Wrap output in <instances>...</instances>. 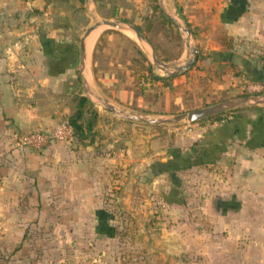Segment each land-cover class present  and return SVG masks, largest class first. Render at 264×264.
I'll use <instances>...</instances> for the list:
<instances>
[{"label":"crops","instance_id":"0c3cea01","mask_svg":"<svg viewBox=\"0 0 264 264\" xmlns=\"http://www.w3.org/2000/svg\"><path fill=\"white\" fill-rule=\"evenodd\" d=\"M95 1L0 0V264H35L29 243L49 239L34 237L31 230L47 226L59 231L53 241L77 243L76 264H118L110 251L117 221L109 210L116 204L107 196L118 194L120 209L128 210L143 186L136 182L164 177L171 164L176 193H183L185 177L207 178L202 191L190 187L186 205L178 196L176 222L185 231L152 235L149 227L157 223L133 217L129 225L142 227L134 238L144 246L122 257L125 264H185L186 254L203 264H264V111L244 110L171 129L139 126L136 132L134 123L120 121L127 136L103 122L100 131L108 139L92 145L18 147L20 135L49 129L71 114V99L79 95L75 41L88 27ZM168 16L190 31L198 51L195 63L174 76L152 70L161 78L149 84L158 96L152 101L118 73L126 71L123 64L108 59L102 72L92 55V75L101 72L113 105L172 116L264 94V0H176ZM96 38L95 32L87 42V81L88 51ZM181 39L170 59L179 65L188 59ZM251 87L254 93L246 90ZM198 226H204L203 233ZM68 246H62L55 264H74Z\"/></svg>","mask_w":264,"mask_h":264},{"label":"rangeland","instance_id":"374dc122","mask_svg":"<svg viewBox=\"0 0 264 264\" xmlns=\"http://www.w3.org/2000/svg\"><path fill=\"white\" fill-rule=\"evenodd\" d=\"M162 1V0H161ZM166 2L165 11L168 13L169 10L176 9V0H164ZM156 7L159 8L157 0H98L95 1V9L92 13V16L87 18L88 26L96 21L101 20H109L112 22H120L131 26H139L142 31V35L149 41L152 45L154 51L156 52L155 56L162 62L169 63L172 69L180 66L179 63L175 61H171L170 59L175 58L178 53V41L181 42V36L185 39V34L179 30L176 24H167L166 22L161 21V17ZM161 10V9H160ZM182 27H186V25L180 22ZM97 33V38L95 43L88 51L89 54V62L88 69H90V76L88 80V85L91 91L97 96L107 100L111 103L112 95L111 90L106 89L104 86L107 82L100 80L101 72L96 71L95 77L92 75V68L89 66L92 55H94V59L101 66L100 71H104L106 66L103 63L108 62V59L115 62L117 61L120 64H123L126 67V71L121 73L118 71L120 75L123 77H127L129 81L128 84L132 87V89L145 96L146 98H150L152 101H156L158 96L156 92H150L149 89V79L145 69L147 66L145 65L144 59L142 56L138 54L139 48L143 51L144 48L137 42L133 33L123 30H116L109 28L107 26H101L97 28L93 33ZM84 32H81L76 37V47H77V62H79V42ZM92 33V34H93ZM132 34V35H130ZM191 47L195 49L193 43L191 42ZM96 53V54H95ZM145 55L147 56V61L151 63L149 55L145 51ZM102 60V61H101ZM100 61V62H99ZM104 61V62H103ZM102 62V64H101ZM93 63V61H92ZM79 63H77L76 69L78 68ZM152 70L156 75H164L161 71H158L155 67L152 66ZM78 73V70H77ZM78 76V74H77ZM78 83V94L84 95L83 87L80 83L79 77H77ZM248 93H254L252 91ZM248 95H240L231 99H226L224 101H229L233 99H237L239 97H244ZM254 96V95H253ZM92 101L96 102V100L92 99ZM221 101V102H224ZM220 103V102H219ZM90 104L102 115L101 123L104 122L111 130L116 133L123 134L125 131L123 128H120V121L116 117L111 114L103 111L101 108L94 106L91 102ZM112 104V103H111ZM217 104V103H216ZM120 110L130 111L128 109H124L123 107H119L118 105H114ZM157 108V107H156ZM159 110H162L161 106H158ZM249 109V108H242ZM130 112H139L142 114H146L149 116H158L155 113L149 112L148 110H140V111H130ZM88 115V114H86ZM87 117V116H86ZM134 123L133 131L136 132L139 126H145L152 129H162V128H174L176 125H149L143 123ZM136 123V124H135ZM138 125V126H136ZM32 131V130H31ZM132 133V131H131ZM128 134V133H127ZM96 139L107 140L101 131L96 135ZM175 167V166H174ZM167 168V175L164 177H156L146 176L143 180H138L136 183L143 184V186H139L141 190L138 191V194L130 203L131 208L128 210L120 209L119 203V195L114 194L107 198L114 201L116 204V208H111L109 212L111 216L117 221L116 222V240L111 243V255L114 257H119L118 264H125V260L122 257L130 255V251H137L144 245L135 240L134 235L142 234L143 230L141 226H130L129 221L133 217H141L143 219H148L158 225L154 227L153 225L149 227L150 233L152 235L160 234L161 230H166L167 232H184L185 230H181L179 223L176 222V201L178 200V196L180 199H183L184 204L186 205L188 202V197L192 190L190 187H197L199 191H202L201 188L206 184L207 178L204 175H197V178H193V180H189V178H183V193H176V167ZM155 172H152L154 174ZM156 181V182H154ZM177 181H179L177 179ZM154 182V183H153ZM138 187V186H137ZM146 187V188H145ZM179 194V195H178ZM200 196H202V192H200ZM186 199V200H185ZM188 213V211H187ZM186 213V214H187ZM182 216V215H181ZM184 216L185 212H184ZM188 218V216H186ZM199 232L204 231V226H198ZM28 229V228H27ZM46 231H41V229H37L32 231L33 236L34 233L38 236L48 235L47 242L42 241H34L30 242V248H32L33 257L35 258V264H44L45 262H49V264H55L56 257L61 253L62 246H68V251L72 253L74 258V264H76V253L78 252V245L76 242H68L61 243L58 241H53L51 237H58L59 231L57 232V228L54 226H47ZM56 230V231H55ZM57 232V233H56ZM29 234V230L26 231ZM30 233V234H32ZM57 235V236H55ZM32 236V235H30ZM133 236V237H131ZM134 238V239H133ZM31 239V238H30ZM35 239V238H34ZM43 239V237H42ZM39 247V248H38ZM38 248V249H37ZM45 250L46 253H40L41 250ZM80 250V249H79ZM40 251V252H39ZM50 258L51 261H46ZM45 258V259H44ZM49 260V259H48ZM181 260L185 264H203L200 263L199 259H195L194 257H189L188 254L181 257ZM51 262V263H50Z\"/></svg>","mask_w":264,"mask_h":264},{"label":"water","instance_id":"95a60500","mask_svg":"<svg viewBox=\"0 0 264 264\" xmlns=\"http://www.w3.org/2000/svg\"><path fill=\"white\" fill-rule=\"evenodd\" d=\"M157 1L161 11L166 16H168V13L165 11L162 1L161 0H157ZM171 19L177 25L179 30L185 34L184 44L188 53V59L182 65L176 67L175 69H172L169 63L162 62L156 58L152 45L134 26L120 22H112L109 20L96 21L92 23L90 26H88L85 29L82 37L80 38L79 55H78L79 56L78 77L84 90V95H85L84 97L94 106L101 108L103 111L111 114L112 116L116 117L121 121L136 122V123H143V124L156 125V126L178 125L181 123H196L211 118L213 116L223 113H229L241 108L264 107V94H261L254 96L239 97L237 99L220 102L208 107L196 109L179 115L149 116L139 112L120 110L119 108L108 102L107 100L97 96L91 91L85 75V63L87 59V40L90 37V35L93 33V31H95L97 28L101 26H107L112 29L123 30L133 33L137 42L144 48V50L149 55L152 66L167 76L177 75L181 72L186 71L189 67H191L197 59L198 51L192 48L190 45L191 44L190 31L187 28L182 27L180 25V22H182L180 19L176 17ZM92 99L96 100V102L92 101Z\"/></svg>","mask_w":264,"mask_h":264},{"label":"trees","instance_id":"16d2710c","mask_svg":"<svg viewBox=\"0 0 264 264\" xmlns=\"http://www.w3.org/2000/svg\"><path fill=\"white\" fill-rule=\"evenodd\" d=\"M156 9L159 12L162 22H166L167 24H175L174 21L168 16H166L160 9H158V7H156ZM135 27L140 31V33H142L141 28L139 26H135ZM137 50H138V54L143 57L145 65L147 66V68L145 69V72L147 73L149 77V79H147V81H149V84L153 80L154 81L160 80L161 78L153 74L152 66L147 61V58L145 57L143 52L140 49H137ZM71 102H72L71 114L66 119L72 128L73 135L75 137V142L82 146L92 145L94 141L96 140V137H97L96 135L101 130L100 128L102 124L101 117L98 111L90 104V102L84 96H81L80 94L76 95L71 99ZM244 110L263 112L264 107L263 108L237 109L229 113H223V114L213 116L211 118H208L206 121L208 122L220 121V120L226 119L232 114L242 112ZM127 124H130V123L127 122ZM123 136H127V135L123 134ZM117 148L121 149L123 147L119 145ZM173 167H174V164H171V165H168L167 168L173 169Z\"/></svg>","mask_w":264,"mask_h":264},{"label":"built area","instance_id":"2783aa9c","mask_svg":"<svg viewBox=\"0 0 264 264\" xmlns=\"http://www.w3.org/2000/svg\"><path fill=\"white\" fill-rule=\"evenodd\" d=\"M245 90V89H243ZM249 91L256 90L246 89ZM75 141L73 131L66 118L60 119L51 128L46 130H32L28 131L17 138V145L20 148H29L39 151L52 143H62L71 145ZM261 173L264 175V161L261 167Z\"/></svg>","mask_w":264,"mask_h":264},{"label":"bare ground","instance_id":"6f19581e","mask_svg":"<svg viewBox=\"0 0 264 264\" xmlns=\"http://www.w3.org/2000/svg\"><path fill=\"white\" fill-rule=\"evenodd\" d=\"M93 39H94V38H93ZM93 39H92V40H93ZM87 42H88V40H87Z\"/></svg>","mask_w":264,"mask_h":264}]
</instances>
